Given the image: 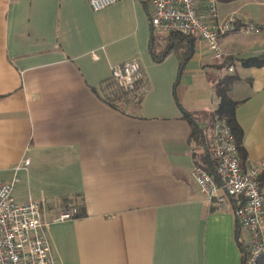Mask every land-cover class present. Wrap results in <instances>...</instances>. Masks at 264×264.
I'll use <instances>...</instances> for the list:
<instances>
[{
    "label": "crops",
    "instance_id": "obj_1",
    "mask_svg": "<svg viewBox=\"0 0 264 264\" xmlns=\"http://www.w3.org/2000/svg\"><path fill=\"white\" fill-rule=\"evenodd\" d=\"M152 9L144 0L98 12L88 0H0V182L16 179V201L40 203L57 263L244 264L248 233L232 200L221 190L228 206L210 201L192 171L213 166L215 86L227 75L238 77L229 96L242 164L264 161V65L242 61L264 53V0H217L220 20L235 14L263 29L220 37V59L195 40L189 57L185 48L155 60L153 47L162 55L166 43L155 42ZM134 58L144 92L116 107L103 86ZM74 208L85 215L56 221Z\"/></svg>",
    "mask_w": 264,
    "mask_h": 264
},
{
    "label": "built area",
    "instance_id": "obj_2",
    "mask_svg": "<svg viewBox=\"0 0 264 264\" xmlns=\"http://www.w3.org/2000/svg\"><path fill=\"white\" fill-rule=\"evenodd\" d=\"M88 1L98 12L119 0ZM144 1L152 5L151 26L156 36L181 33L204 41L217 59L224 56L219 47L220 37L234 31L246 34L263 31L252 22H239L235 14L220 20L217 0ZM229 70L233 71V68ZM110 80L117 90L105 87L102 91L105 98H114L117 92H129L138 97L145 89L143 83L137 86L142 74L136 58L113 66ZM214 134L215 173H210L202 165H195L193 177L201 193L210 201L217 199L227 207L226 198L220 191L229 196L239 226L248 233L247 239L241 241L244 264H259L264 257V197L260 179L264 161L250 162L247 168L243 166L237 139L225 119L215 118ZM29 163V159L24 161L25 166ZM15 182L16 179L11 183L0 182V264H60L53 259L49 239L43 231L40 203L33 199L17 202L13 195ZM77 214L78 209L74 208L62 213L56 221L69 220Z\"/></svg>",
    "mask_w": 264,
    "mask_h": 264
},
{
    "label": "trees",
    "instance_id": "obj_3",
    "mask_svg": "<svg viewBox=\"0 0 264 264\" xmlns=\"http://www.w3.org/2000/svg\"><path fill=\"white\" fill-rule=\"evenodd\" d=\"M161 38V37H160ZM155 42H165L166 43V48L164 50V53L162 55H158L154 52V47H153V56L155 58V60L160 61L163 57L166 56V54L172 50L174 51H180L186 48V57H189V46L195 42V39H193L192 37L186 36L184 34L181 33H173L170 36L167 37H162L161 39H157L156 37H154ZM165 40V41H164ZM164 43V44H165ZM168 44V45H167ZM183 58L182 64L181 66H183L185 59L187 58ZM243 64L247 67H251V66H263L264 65V53L261 55H258L256 57H252L249 59H244L242 60ZM237 76L235 75H227L223 78H221L217 83H216V93L220 99V103L219 106L215 112V118L219 117L222 119H225L229 125L232 128V131L237 139L238 145H239V149H240V143L242 142V137H243V130L241 128V126L239 125L237 118H236V108L238 105V102L234 101L230 96H229V91L231 89V86L233 85V83L237 80ZM140 83H142V80H140L137 84V86L140 85ZM112 86H114V82L111 81L110 79L108 81L105 82L103 89L105 87H110L113 88ZM129 92H122V94L120 96H115L114 98H105V101L116 106L119 107V105L123 102H129L132 101L129 98ZM142 96V95H141ZM185 117H187L192 123H194L192 116L189 113H185ZM201 131L199 130V128L195 125L193 127V137L195 138V140H200L201 137ZM201 142H203V144L205 143L204 140H200ZM213 166L212 167H206V170L209 171L210 173L214 174L215 173V159L214 162L212 161ZM262 177V176H261ZM262 179V178H260ZM84 210H78V214L76 215V217H82L84 216ZM241 246V251L243 252V247H242V243H240ZM244 263V260H243ZM259 264H264V257H262L259 260Z\"/></svg>",
    "mask_w": 264,
    "mask_h": 264
},
{
    "label": "rangeland",
    "instance_id": "obj_4",
    "mask_svg": "<svg viewBox=\"0 0 264 264\" xmlns=\"http://www.w3.org/2000/svg\"><path fill=\"white\" fill-rule=\"evenodd\" d=\"M193 39H194V38H193ZM195 40H196V39H195ZM197 41H199V40H197ZM140 86H141V85H140ZM140 86H139V87H140ZM112 87H113L114 90H117V88H115V86H112ZM121 94H122L121 92H117V93H116L117 96H120ZM135 94H136V93H135ZM141 94H142V93H140L139 95L137 94L138 97H137V96H134V95H132V94H129L128 96H129L130 99H132L131 97L134 96L133 99H132V101H139L140 98H141ZM21 185H22V184H21ZM21 185H18V186L16 187L15 190H16V191H17L18 189L21 190V189L23 188V186H21Z\"/></svg>",
    "mask_w": 264,
    "mask_h": 264
}]
</instances>
